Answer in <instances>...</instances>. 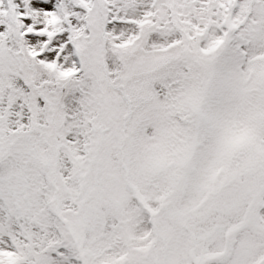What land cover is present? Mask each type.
<instances>
[{"label":"rangeland","instance_id":"1","mask_svg":"<svg viewBox=\"0 0 264 264\" xmlns=\"http://www.w3.org/2000/svg\"><path fill=\"white\" fill-rule=\"evenodd\" d=\"M0 264H264V0H0Z\"/></svg>","mask_w":264,"mask_h":264}]
</instances>
